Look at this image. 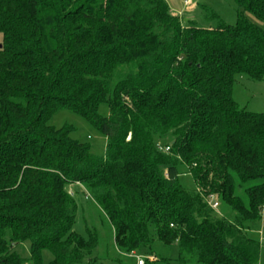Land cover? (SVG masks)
Wrapping results in <instances>:
<instances>
[{
  "label": "trees",
  "instance_id": "1",
  "mask_svg": "<svg viewBox=\"0 0 264 264\" xmlns=\"http://www.w3.org/2000/svg\"><path fill=\"white\" fill-rule=\"evenodd\" d=\"M234 1L235 24L202 5L206 29L166 0H0V264H44L46 250L50 264H103L97 232L74 230L75 185L113 228L111 264L155 240L178 264H259L248 233L264 207V113L233 89L264 80V0ZM62 109L100 130L105 157L50 125Z\"/></svg>",
  "mask_w": 264,
  "mask_h": 264
},
{
  "label": "rangeland",
  "instance_id": "2",
  "mask_svg": "<svg viewBox=\"0 0 264 264\" xmlns=\"http://www.w3.org/2000/svg\"><path fill=\"white\" fill-rule=\"evenodd\" d=\"M166 2L172 13L181 18L184 26H188L191 20H194L201 28L209 29L214 26L213 23H208L205 20L203 11L201 10L202 5L212 7L227 23L235 24L236 22L237 5L234 0H192V5L189 8L184 7V0H166ZM249 18L253 22H257L253 15H249ZM2 39L3 36L0 33V44ZM233 98L241 108H245L249 112L264 113V80L256 81L246 76L238 77L233 89ZM100 112L103 116L108 115V109L104 106ZM50 125L57 129L71 127L70 136L73 140L88 144L91 153L95 156H106L107 141L105 136L93 124L75 112L68 109L59 110L51 118ZM178 169L181 186L190 191L195 190L196 185L188 168L185 165H181ZM69 190L71 194H75V199L80 207L74 230L84 237L87 236L88 228L95 230L98 234L99 244L94 255L100 257L103 264H111L119 256L114 243L112 226L92 198L88 194H85L82 186H70ZM221 205L215 210L216 213L219 216L232 219L233 215L230 210H226ZM248 234L260 243L259 264H264V207L262 209L261 222L258 223L254 230L249 231ZM30 248L31 242L25 241L17 247L16 251L22 258L29 259L31 257ZM137 254L141 257L157 256L163 259L166 258L169 260V264H178V248L167 247L158 240H155L152 249L146 248L137 252ZM155 259L157 262L158 258ZM52 260L53 255L47 250L43 251L44 264H50ZM125 263L134 264L135 261L125 257Z\"/></svg>",
  "mask_w": 264,
  "mask_h": 264
},
{
  "label": "built area",
  "instance_id": "3",
  "mask_svg": "<svg viewBox=\"0 0 264 264\" xmlns=\"http://www.w3.org/2000/svg\"><path fill=\"white\" fill-rule=\"evenodd\" d=\"M192 5V0H184V7L189 8ZM166 151H169V148H166ZM211 207L216 210L219 207V202L215 201V198H211L209 201ZM132 258L135 259V264H154L156 259L154 257H141L138 254H132Z\"/></svg>",
  "mask_w": 264,
  "mask_h": 264
}]
</instances>
